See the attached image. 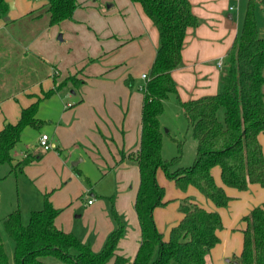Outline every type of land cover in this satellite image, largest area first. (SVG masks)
Masks as SVG:
<instances>
[{
    "label": "crops",
    "instance_id": "0c3cea01",
    "mask_svg": "<svg viewBox=\"0 0 264 264\" xmlns=\"http://www.w3.org/2000/svg\"><path fill=\"white\" fill-rule=\"evenodd\" d=\"M105 1L107 4L100 6L91 0H79L72 18L53 25L44 23L35 36L27 39L24 29L35 22L46 0H6L12 7L0 15V43L15 42L21 63L15 67L10 62L14 58L11 50L0 46V129L6 122L15 123L21 109L42 97L54 82L72 74L82 78L80 85L67 83L39 100L36 115L43 125L36 130L40 133L34 142L27 141L19 148L15 145L11 150L14 164L25 154L35 157L18 169V197L31 208L30 214L43 207V196L48 194L52 206L59 209L54 219L56 227L73 233L95 252L116 226L109 214L112 202L124 222L115 253L128 259L124 264H131L139 247L140 228L134 210L139 171L130 154L137 151L140 139L141 74L150 70L159 37L139 3ZM189 2L198 22L186 29L180 64L171 72L176 86L173 95L180 108L179 100L218 91L227 52L241 29L245 11L240 22L241 4L246 5L247 0ZM128 76L134 81L132 86L124 82ZM168 99L163 100V107ZM159 122L164 126L161 118ZM28 129L34 128L26 127L19 143L31 131ZM42 133L48 135L52 145L49 150L38 144ZM262 138L264 134L260 133L261 145ZM211 172L230 197L226 206H215L193 186L178 191L172 183L168 187L159 173L157 177L165 185L167 202L191 194L192 202L218 212L223 227L216 230L219 242L209 250L206 264H225L228 256H239L241 230L245 227L241 218L264 203V187L257 183L248 184L245 190L227 187L218 166ZM177 204L153 210L154 222L164 230V238L182 217ZM106 264H113V260Z\"/></svg>",
    "mask_w": 264,
    "mask_h": 264
},
{
    "label": "trees",
    "instance_id": "16d2710c",
    "mask_svg": "<svg viewBox=\"0 0 264 264\" xmlns=\"http://www.w3.org/2000/svg\"><path fill=\"white\" fill-rule=\"evenodd\" d=\"M78 1L46 0L40 9L44 8L48 24L53 25L72 18ZM131 1L141 5L159 37L148 78L140 86L143 102L139 146L130 154L139 171L134 210L140 228L139 247L131 264H206L209 250L219 242L216 230L222 226L220 215L183 198L179 204L182 217L164 239L153 218L154 208L166 203L156 171L161 168L180 189L190 185L196 187L217 207L226 206L230 197L214 180L211 169L215 166L219 167L220 179L227 187L245 190L250 183L264 187V153L258 139L264 132V37L259 35L256 23L258 0L246 2L241 29L227 52L218 91L187 101L178 99L196 140V153L190 166L174 169L171 167L179 162L180 155L168 160L162 158L159 117L163 112V100L169 94H176L171 72L180 64L186 29L195 26L198 19L189 0ZM8 7L6 0H0V14H5ZM68 82L78 86L83 80L72 74L54 82L42 97L21 109L15 123H4L0 129V164L12 162L11 150L26 127L39 129L43 125V120L36 115L39 100L53 95ZM124 82L132 86L134 81L128 76ZM33 158L26 156L16 162L12 170L21 168ZM58 211L50 203L48 194H44L43 207L30 212L27 224H23L19 209L2 219L6 234L14 242V264H49L47 258L61 264H106L111 259L113 264H124L128 261L115 253L124 233V222L113 209L116 228L98 252L73 233L56 227L54 219ZM241 220L245 223L241 230L242 247L234 262L264 264V203L254 207ZM0 264H9L1 233Z\"/></svg>",
    "mask_w": 264,
    "mask_h": 264
},
{
    "label": "rangeland",
    "instance_id": "374dc122",
    "mask_svg": "<svg viewBox=\"0 0 264 264\" xmlns=\"http://www.w3.org/2000/svg\"><path fill=\"white\" fill-rule=\"evenodd\" d=\"M91 2H94L95 4H99L100 6H104L105 4H107V2L105 0H91ZM244 8H245V2H242L241 9H240V22L242 19V14H243ZM255 14H256V23H257L259 35L264 37V0H258L257 1L256 5H255ZM36 15H37V17L35 18V22H33V24H31L29 27L24 29L25 30L24 35H25V38H27V39H30L33 36H35L39 32V30L44 26V23L48 24V17H47V13H45V11H44V8L38 10ZM0 46H2L4 49L9 48L11 50L10 51L12 53L11 55L14 58H12L10 60V62L15 67L19 63H21V61L19 60V56H20V54H19L20 51H18L19 47L17 46V44L15 42L8 43L6 40L5 43L4 42L0 43ZM7 80H9V79L6 78V81ZM68 83H70V82H68ZM164 106H165V107H163L164 113L161 114L159 117V118H161L162 123L164 122L163 123L164 126L161 127L162 128V138H163L162 149H161L162 158L168 160V159L172 158L173 156L180 155L179 162L176 165H173L171 167V169H174V168L179 167V166H181V167L190 166L193 163V160L195 157L196 144L194 141L195 139H193L191 129H190L188 122L185 118L183 108L179 107V105L177 104L173 94L169 95V99L166 100ZM219 115L221 118L222 109H220ZM28 130H31V131L26 132V134L22 138V139H24V141H22V143L18 142L16 144L18 148H19V146L21 147L22 144L26 143L27 141L34 142L38 133H40V131H38V130H40V128L38 130H36V129H28ZM261 133L264 134V132H261ZM261 141H262V145H263V149H264V139L262 138ZM263 153H264V151H263ZM14 165L15 164L12 162L10 164L6 163V162L0 164V233L2 236L4 251L7 255L9 264H14V261H13L14 242H13L12 238L6 234V232L3 228V225H2V219L12 210L19 209V211L21 213L23 224H27L28 218L30 215L29 209H31V208H27V204H25V202L20 200L18 197V183L19 182H17L16 174H18V172H19V170H18L19 167L14 168L12 170V167ZM158 173H159V176H162V178L164 179L165 182L168 181V187H169L170 183H172V187L178 191H186L189 188V186L185 189H180V188L176 187L174 182L165 176V174L161 168H158L156 171L157 181H158V177H157ZM158 183L164 188V196H165V194H166L165 193L166 192L165 185L161 184L159 181H158ZM194 188L197 190V192H199V194L203 198H205L206 200H210L202 192H200L196 187H194ZM43 198H44V196H43ZM185 198H189L191 201L194 199L191 194L190 195L188 194V196ZM163 199H164V197H163ZM110 200L111 199H109V201ZM181 200L182 199H180V198L179 199H176V198L169 199L168 200L169 202H167V200H165L166 203L160 207H165L166 205L172 204L174 202H176V204H177V202L180 204ZM194 202L197 205L201 206L200 204H198V202H196V201H194ZM108 206H109V214H110L112 220L116 223V221L114 220V218L112 216V211H111L113 209L116 212V210L113 208L112 202H109ZM76 214H77V212L74 213V215H76ZM75 220L77 221L78 219L75 218ZM222 227H223V225L221 226V228ZM115 228H116V226L114 227V229ZM162 231H164V230H162ZM162 231H160V232L163 234ZM163 237H164V234H163ZM167 237L168 236L166 234L164 239H166ZM228 259H229V262H226L224 260V263L225 264H233V262L235 261V256L230 255V256H228ZM46 261L49 264H61L60 262H58L57 260L52 259V258H47Z\"/></svg>",
    "mask_w": 264,
    "mask_h": 264
},
{
    "label": "built area",
    "instance_id": "2783aa9c",
    "mask_svg": "<svg viewBox=\"0 0 264 264\" xmlns=\"http://www.w3.org/2000/svg\"><path fill=\"white\" fill-rule=\"evenodd\" d=\"M218 64H221V61L218 62ZM141 77L143 80H146L148 78V74L143 73L141 74ZM38 144L44 149V150H49L52 148V145L48 142V135L45 133H42L38 139ZM25 156H27L25 154ZM91 199L88 200V203H91Z\"/></svg>",
    "mask_w": 264,
    "mask_h": 264
},
{
    "label": "water",
    "instance_id": "95a60500",
    "mask_svg": "<svg viewBox=\"0 0 264 264\" xmlns=\"http://www.w3.org/2000/svg\"><path fill=\"white\" fill-rule=\"evenodd\" d=\"M9 6L12 7V3H9ZM8 19V17H6ZM234 264H237V262H234Z\"/></svg>",
    "mask_w": 264,
    "mask_h": 264
}]
</instances>
